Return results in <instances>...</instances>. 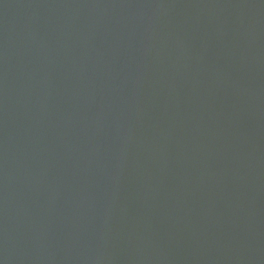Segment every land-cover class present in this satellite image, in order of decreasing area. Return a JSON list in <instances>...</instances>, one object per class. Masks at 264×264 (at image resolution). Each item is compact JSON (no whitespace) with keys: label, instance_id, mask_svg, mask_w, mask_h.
Wrapping results in <instances>:
<instances>
[{"label":"water","instance_id":"95a60500","mask_svg":"<svg viewBox=\"0 0 264 264\" xmlns=\"http://www.w3.org/2000/svg\"><path fill=\"white\" fill-rule=\"evenodd\" d=\"M0 264H264V0H0Z\"/></svg>","mask_w":264,"mask_h":264}]
</instances>
